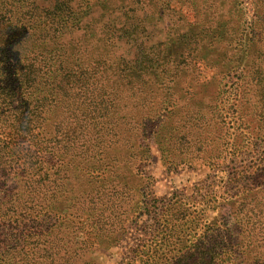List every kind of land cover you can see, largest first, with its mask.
<instances>
[{"label":"trees","instance_id":"16d2710c","mask_svg":"<svg viewBox=\"0 0 264 264\" xmlns=\"http://www.w3.org/2000/svg\"><path fill=\"white\" fill-rule=\"evenodd\" d=\"M205 3L0 0V264H91L97 249L121 243L143 212L135 169L154 144L170 165L216 167L247 152L192 83L202 63L233 68L224 53L209 56L220 22L200 17ZM209 112L222 125L213 139ZM256 162L229 174L204 224L181 200H155L141 262L264 264Z\"/></svg>","mask_w":264,"mask_h":264},{"label":"rangeland","instance_id":"374dc122","mask_svg":"<svg viewBox=\"0 0 264 264\" xmlns=\"http://www.w3.org/2000/svg\"><path fill=\"white\" fill-rule=\"evenodd\" d=\"M183 13L187 21L196 20L197 12L192 6L185 8ZM216 15L220 22V41L217 48L211 47L208 53L210 57L224 53V61L226 57L232 60L233 68L225 70L202 63V74L192 83L197 85L196 97H199L198 101L201 100V108L208 110L211 107V111L214 109L217 114L224 116L223 121L232 138L238 137V134L244 135L245 139L240 137L234 143L239 147L245 144L247 152L238 156L230 152L222 160L221 166L216 167L203 166L198 162L176 164L181 163L178 161L170 165L162 159L158 145L154 144L150 158L140 162L135 169L143 178L138 183L140 195L137 185L132 184L138 191L133 195L143 197L142 214H138L137 218L131 216L121 243L108 249H97L91 264H143L138 251L140 245L150 243L149 239L153 236L151 227L154 219L149 211L154 209L155 200H181L196 209L197 219L203 216L199 224H204L216 216L217 201L225 194L224 181L235 172L238 164L257 160V165H264V0H206L200 17L207 21ZM154 18L158 16L154 15ZM159 38H163L162 33ZM179 112L174 120L180 115ZM209 117L213 119L208 121L206 131L213 139L218 136L222 125L217 124L219 120L216 121V114L209 112ZM147 201H151L148 208ZM146 210L148 213H145ZM201 232L202 227L199 225Z\"/></svg>","mask_w":264,"mask_h":264}]
</instances>
